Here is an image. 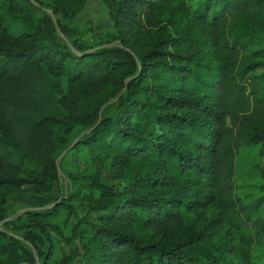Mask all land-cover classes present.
I'll list each match as a JSON object with an SVG mask.
<instances>
[{
  "label": "trees",
  "instance_id": "trees-1",
  "mask_svg": "<svg viewBox=\"0 0 264 264\" xmlns=\"http://www.w3.org/2000/svg\"><path fill=\"white\" fill-rule=\"evenodd\" d=\"M63 1L75 7L59 6L58 0L0 1V77H8L0 83V165L12 169L0 173V185L58 186L53 152L77 128L73 149L133 158L137 166L121 189L103 180L95 166L67 173L70 200L90 191L89 207L104 214L97 223L88 222L93 232L78 228L67 241L69 251L55 259L27 211L5 218L1 205L8 190L1 192L0 264H34L35 253L39 264H71L75 257L81 264H222L207 253L198 232L167 243L110 223L176 218L203 188L250 254L264 239V182L255 193L240 195L234 173L239 148L258 145L257 167L264 178V0H101L114 32L90 51H83L76 31L58 20L80 53L60 40L44 7L54 15L59 10L72 15L85 0ZM180 1L211 30L210 57L192 50L207 42L199 29L185 34L160 20L142 23L141 17L149 19ZM32 3L41 15L33 14ZM104 105L112 111L100 113ZM69 203L39 213L71 210ZM243 264H264V259L244 258Z\"/></svg>",
  "mask_w": 264,
  "mask_h": 264
},
{
  "label": "rangeland",
  "instance_id": "rangeland-1",
  "mask_svg": "<svg viewBox=\"0 0 264 264\" xmlns=\"http://www.w3.org/2000/svg\"><path fill=\"white\" fill-rule=\"evenodd\" d=\"M45 1L50 3L52 0ZM88 1L91 0H85L82 8L75 14H63L61 12L62 10L55 13L57 23L59 20L64 27L76 31L74 37L84 45L85 49L83 51H90L93 46H98L101 42L105 44L103 42L109 38L108 35L114 32L109 15V19L100 12L93 16L94 18L90 16L89 12L96 10V6H90ZM97 3L106 7L108 13L107 6L101 0H97ZM58 4L59 6L69 8V10L75 7V5H72L74 3H67L63 0H58ZM31 6L33 14L36 17L41 15L42 11L36 4L32 3ZM188 7L189 5L182 1L170 3L162 11H159V14H154L149 19L141 17L145 18L141 19V21L147 25L149 22L160 20L159 22L161 24L164 23L171 26L173 30L182 27L185 34H189L195 28L199 29L206 35L207 42L201 46L198 45V47L192 48V50L194 52L205 51L210 57L209 50L213 40L212 33H210L211 30L204 23L197 22L191 16ZM131 24V22H128V28H130ZM19 30L20 24L17 25L16 29H13L14 32ZM58 35L62 42L71 47L72 51L80 53L62 31ZM7 79L8 77H0V83H4ZM111 98L108 99V103L113 102L110 101ZM105 108L106 106L104 105L99 112L108 113L112 111L111 105ZM78 131V128L75 129L72 135H70L69 141L65 145H59L53 152L60 168V181L58 186L54 185L52 189L48 190L46 187L30 184L18 186L9 184L0 185V194L4 190H8L5 196V202L1 205L6 214L5 218L13 219L20 213L27 211V218L37 225L35 230L41 229L42 233L45 234V246L50 244L53 259L61 257L64 251H69L70 247L67 241L75 236L78 228L86 233L93 232L94 229L88 222L97 223L99 220L97 216L104 214L101 210H93L89 207L90 191H81L70 200L71 185L68 181L67 173L80 174L88 170V168L95 166L103 180L107 181L113 188L121 189L127 181V175L134 172L132 169L137 166V161L133 158L123 159V157L104 156L99 152L92 153L85 146H80L76 150L73 149L72 146L77 141L75 134ZM69 145L71 146L67 148ZM65 148L67 150L62 153ZM257 150L258 145H252L240 147L237 152L234 181L235 190L240 195L255 193L259 184L264 182V178L260 175L257 167L259 163H262L260 156L257 154ZM0 173H12V169L0 165ZM195 186L200 187L199 185ZM142 191L145 192L144 190ZM137 192L140 193V189ZM160 192L162 191L160 190ZM199 192L200 194L197 196L193 206L183 209L180 216L176 218L154 221L153 223L118 218L110 223L131 229L141 238L157 239L167 243L174 239L182 240L189 232H198L199 241L205 245L207 253L214 255L222 264H243L244 258L249 263L261 262L264 259V239L260 243H255L251 246L250 254H245L235 230L227 222L219 218L218 207L214 199L210 196L209 191L203 188ZM63 200L70 202L69 204L72 206L71 210L61 208L58 213L47 216L39 213L45 208ZM262 211L264 212V206L262 207ZM0 227L3 228L1 222ZM36 257L38 258V262L42 261L35 253ZM20 264L28 263L21 262ZM71 264H81V260L79 257H75Z\"/></svg>",
  "mask_w": 264,
  "mask_h": 264
},
{
  "label": "water",
  "instance_id": "water-1",
  "mask_svg": "<svg viewBox=\"0 0 264 264\" xmlns=\"http://www.w3.org/2000/svg\"><path fill=\"white\" fill-rule=\"evenodd\" d=\"M44 10H47V11L50 13L51 17L53 18V21H54V25H55L56 31H57L58 33H60L61 31H60V28H59V26H58V23H57V21H56V19H55V15H54L52 9H47V8L44 7ZM67 42H68V41H67ZM96 47H98V46H96ZM129 79H130V77L125 78V79H124L125 83H126ZM124 89H125V86H124V87H123V88H122L117 94H115V95L110 99V101H115V100L118 98V96L122 93V91H123ZM98 120H99V118H98ZM98 120L95 122V124L98 122ZM95 124H93L92 126H90L87 130H84L82 133H84L85 131H89V130H91V129L94 127ZM70 146H71V145L67 146V148H69ZM67 148H65V149L62 151V153H64V152L67 150ZM57 169H58V172H60V168H59V166H58V163H57ZM28 244H30V246H32L31 243L28 242ZM35 264H39V262H38V258H37V257H36V262H35Z\"/></svg>",
  "mask_w": 264,
  "mask_h": 264
},
{
  "label": "crops",
  "instance_id": "crops-1",
  "mask_svg": "<svg viewBox=\"0 0 264 264\" xmlns=\"http://www.w3.org/2000/svg\"><path fill=\"white\" fill-rule=\"evenodd\" d=\"M97 3V0H91V1H88V4L90 6L94 5L96 6V10H92L91 12H89L90 16L93 17L95 16L96 14H98L99 12L102 13L104 16L106 15V17L108 18V13H107V9L106 7H104L103 5H99ZM88 13V12H87ZM94 18V17H93ZM109 19V18H108ZM109 21V20H108Z\"/></svg>",
  "mask_w": 264,
  "mask_h": 264
}]
</instances>
